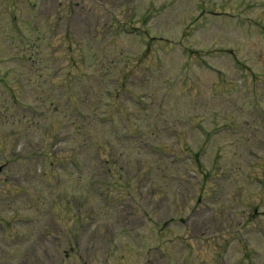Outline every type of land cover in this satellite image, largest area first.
Listing matches in <instances>:
<instances>
[{
    "label": "rangeland",
    "instance_id": "374dc122",
    "mask_svg": "<svg viewBox=\"0 0 264 264\" xmlns=\"http://www.w3.org/2000/svg\"><path fill=\"white\" fill-rule=\"evenodd\" d=\"M120 1L0 0V264H148L153 254L157 255L154 260L159 264H182L183 258H188L187 264H218V259L221 264H236L242 257L237 248L245 244L235 238L234 244L219 255L216 239L225 235L235 237L243 223L251 224L240 212L250 211L253 205L258 209L259 199H264L259 195L252 198L251 193L253 195L259 185L251 184L243 174L251 164L249 173L254 178L264 179L259 167L254 166L256 161L264 162V121L258 117L264 114V100L251 94L255 83L240 72L247 57L255 71L264 73V0H229L236 17L225 15L227 22L194 19L198 15L199 0H137L141 14L151 11L154 14L148 25L151 35L171 43L164 49H152L147 57L152 62L159 58L165 68L160 78H152L148 71L136 70V66L129 64L125 70L130 72L133 68V78L127 80L122 94L117 89L115 101L111 102V118L116 124L98 126L95 117L104 114L102 101L105 100L98 82L94 85V94L83 83L72 87L78 99L76 109L89 114L84 119H78L68 110L59 83L66 76L69 85L73 75L82 76L87 72H80L81 59L94 58L97 71L101 72L117 59L118 47H123L124 52L141 51L138 41L128 35L124 34V42L120 44V40L105 32L97 33L98 30L103 32L99 23L110 21L105 9L110 10ZM70 3L74 10L70 18L76 63H67L66 44L63 50L59 48L50 56L39 52L34 57L37 72H31L33 64L24 63L28 53L25 46L33 40L29 25L38 23V12L47 17L51 13L53 26L60 33L54 45L59 47L62 39L69 38L64 34L66 22L59 20V13ZM124 5L126 12L127 5ZM5 17L9 19V27ZM19 34L29 36L25 46L17 47L12 41ZM86 42L92 43L87 46ZM185 46L188 50H184ZM48 57H53L51 64L47 63ZM190 57L194 62L205 64L200 67L203 71L188 73V82H195L193 95L183 87L181 78L185 74L179 70L186 61L192 63ZM223 57L231 61L226 59L223 64L220 59ZM167 59H170L168 63ZM48 66L50 70L46 71ZM216 68L226 71L227 80L237 85L225 98L211 94L215 86L213 92L220 91L216 85ZM17 74L29 84L35 82L38 91H43L40 82H36L40 74H58L50 79L57 90L43 93L46 112L23 110L28 104L38 103L36 96L28 95L27 91L19 94L18 89L9 92L2 88V76L7 77L6 81H13ZM110 76L115 77V70L110 71ZM172 77L179 82L169 101L167 84ZM143 78H148V82L142 81ZM256 83L260 93L263 85ZM143 86L147 87L149 98L147 110L138 107L133 99L137 91L141 95ZM230 108L240 110L243 116L231 130L221 131L219 116L218 128H214L211 139L207 138L209 134L205 137L207 144L200 148L201 136L191 134L190 146L183 149L185 115L195 111L211 114V111ZM129 115L134 121L139 119L144 123L145 134L153 140H148L142 129L133 137L135 140L121 138ZM58 120L64 121L61 124ZM211 120L208 115L205 125ZM175 126L177 131L171 129ZM136 140L153 141L154 147L163 150H178L186 167L171 162L173 158H156L142 149L147 143L140 146ZM75 148L79 160L71 167V151ZM247 152L254 153L256 158ZM195 153L200 154L198 166L193 161ZM59 161L64 164H57ZM141 164L144 166H137ZM232 168L233 176L228 182L222 181V177L217 178L219 181L209 180L203 174L211 172L216 176ZM145 175L148 180L142 184ZM120 184L124 200L119 198L122 197L118 191ZM61 196L70 199L61 200ZM172 198L188 217L187 224L191 228L188 241L169 236L167 232L173 216L169 206ZM201 200H209L215 211L209 206L204 212L201 207L207 203ZM233 206L237 210L235 220L223 225L226 215L231 219L227 211ZM261 212H264L263 207ZM258 220L262 221L261 225ZM258 220H254L251 235H242L241 239L250 241L245 249L263 252L264 242L257 225L264 229V214ZM203 225L202 230H197ZM3 228H6L5 234ZM181 230L178 227L176 235H180ZM161 232L164 234H159ZM163 250L166 253L160 255L158 252ZM45 258H49V262Z\"/></svg>",
    "mask_w": 264,
    "mask_h": 264
}]
</instances>
